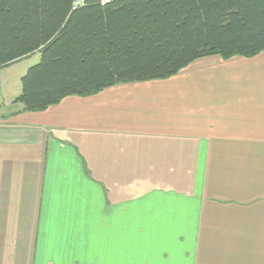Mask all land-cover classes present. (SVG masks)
Masks as SVG:
<instances>
[{"label":"crops","instance_id":"1","mask_svg":"<svg viewBox=\"0 0 264 264\" xmlns=\"http://www.w3.org/2000/svg\"><path fill=\"white\" fill-rule=\"evenodd\" d=\"M11 102L0 264H264V51Z\"/></svg>","mask_w":264,"mask_h":264},{"label":"trees","instance_id":"2","mask_svg":"<svg viewBox=\"0 0 264 264\" xmlns=\"http://www.w3.org/2000/svg\"><path fill=\"white\" fill-rule=\"evenodd\" d=\"M75 1L0 0V69L40 53L13 100L24 111L264 51V0Z\"/></svg>","mask_w":264,"mask_h":264},{"label":"rangeland","instance_id":"3","mask_svg":"<svg viewBox=\"0 0 264 264\" xmlns=\"http://www.w3.org/2000/svg\"><path fill=\"white\" fill-rule=\"evenodd\" d=\"M40 60V53H35L30 57L23 58V60L20 62H16L13 67L7 68V69H2L0 70V87L1 92H0V102H5L3 106V109L5 111L10 110L12 107V102L15 99V92H20L21 91V81L20 77H22L28 68ZM6 82V84H5ZM5 85V87H4ZM13 99V100H12ZM11 107V108H10ZM5 251V249H4Z\"/></svg>","mask_w":264,"mask_h":264},{"label":"built area","instance_id":"4","mask_svg":"<svg viewBox=\"0 0 264 264\" xmlns=\"http://www.w3.org/2000/svg\"><path fill=\"white\" fill-rule=\"evenodd\" d=\"M102 4H107L111 2L112 0H100ZM83 5V0H76L75 1V6H80Z\"/></svg>","mask_w":264,"mask_h":264}]
</instances>
